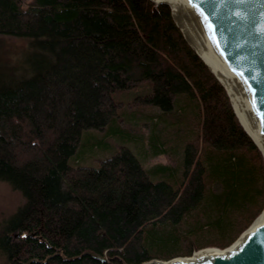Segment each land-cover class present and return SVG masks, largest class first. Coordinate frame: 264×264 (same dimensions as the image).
I'll list each match as a JSON object with an SVG mask.
<instances>
[{
	"label": "trees",
	"instance_id": "16d2710c",
	"mask_svg": "<svg viewBox=\"0 0 264 264\" xmlns=\"http://www.w3.org/2000/svg\"><path fill=\"white\" fill-rule=\"evenodd\" d=\"M171 11L0 0V182L21 196L0 215V264L190 256L261 214L264 157ZM91 130L120 140L81 165Z\"/></svg>",
	"mask_w": 264,
	"mask_h": 264
},
{
	"label": "water",
	"instance_id": "95a60500",
	"mask_svg": "<svg viewBox=\"0 0 264 264\" xmlns=\"http://www.w3.org/2000/svg\"><path fill=\"white\" fill-rule=\"evenodd\" d=\"M152 1L169 6L164 1ZM179 2L203 45L233 84L253 129L264 141V0ZM259 216L225 248L205 247L190 256L153 259L144 264H264V217L257 221Z\"/></svg>",
	"mask_w": 264,
	"mask_h": 264
},
{
	"label": "bare ground",
	"instance_id": "6f19581e",
	"mask_svg": "<svg viewBox=\"0 0 264 264\" xmlns=\"http://www.w3.org/2000/svg\"><path fill=\"white\" fill-rule=\"evenodd\" d=\"M160 1H164L169 4L173 16L177 24L181 28L183 34L185 35L186 39L188 40V42L195 49L198 55H200V57L205 61L208 67L215 73V75L221 81L223 86L226 88L238 118L240 119L245 130L252 137V139L255 141V143L258 145V147L261 149L264 155V141L256 134L255 130L253 129L251 122L246 114L245 107L242 104L233 84L229 82L222 68L211 57V55L203 45L202 41L200 40L199 36L195 32L192 24L187 18L184 7L181 5L179 0H160ZM263 217H264V210L259 216L257 221L261 220Z\"/></svg>",
	"mask_w": 264,
	"mask_h": 264
},
{
	"label": "rangeland",
	"instance_id": "374dc122",
	"mask_svg": "<svg viewBox=\"0 0 264 264\" xmlns=\"http://www.w3.org/2000/svg\"><path fill=\"white\" fill-rule=\"evenodd\" d=\"M29 1L30 0H21V4L25 7V6H27ZM171 13H172V11H171ZM172 17H174V16H172ZM179 29L181 30V28H179ZM181 32H182V30H181ZM182 34H183V32H182ZM224 89H225L226 93H228L225 87H224ZM230 103H231V101H230ZM89 134H91V137H89L90 143H93V142L94 143H99L100 146L98 147V149L94 150L93 153H91L88 150L89 147L87 148L86 138L85 139L83 138L84 139V144L86 145V148H87L85 153H87V154H85L86 155L85 156V161H82L81 165L96 166L98 164V162H97L98 158L109 156V155H111L114 152V150L116 149V145H117L116 142L118 140H120V137H116V136H113V135H108L106 133V130L105 131H102V130H91V131L85 132L83 135H89ZM131 146H133V145H131ZM131 146H129V147L131 148ZM133 148H135V149L131 148L132 151L137 152V150H138V152H139V149L136 150V147H134V146H133ZM74 157H75V155H74ZM74 157H72L70 159V162L73 165L76 164L74 162ZM139 158H140V156H139ZM153 161L156 162V163L157 162H166V159L164 158V156H159V157L154 158ZM20 200H21V196H20L19 193L11 190V188L7 184H5L3 182H0V215L3 212H4L3 214H5V213H9V212L13 211L15 209V206L20 202Z\"/></svg>",
	"mask_w": 264,
	"mask_h": 264
},
{
	"label": "snow or ice",
	"instance_id": "6c2138e0",
	"mask_svg": "<svg viewBox=\"0 0 264 264\" xmlns=\"http://www.w3.org/2000/svg\"><path fill=\"white\" fill-rule=\"evenodd\" d=\"M190 2H191V0H190Z\"/></svg>",
	"mask_w": 264,
	"mask_h": 264
}]
</instances>
